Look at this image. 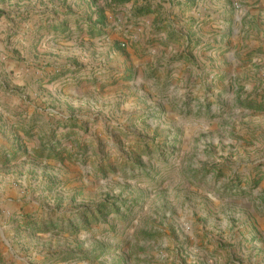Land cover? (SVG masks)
I'll return each mask as SVG.
<instances>
[{
  "label": "rangeland",
  "instance_id": "1",
  "mask_svg": "<svg viewBox=\"0 0 264 264\" xmlns=\"http://www.w3.org/2000/svg\"><path fill=\"white\" fill-rule=\"evenodd\" d=\"M125 1L0 0V264H264V0ZM186 11L199 54L175 32L93 99L88 65L132 53L115 25Z\"/></svg>",
  "mask_w": 264,
  "mask_h": 264
},
{
  "label": "crops",
  "instance_id": "2",
  "mask_svg": "<svg viewBox=\"0 0 264 264\" xmlns=\"http://www.w3.org/2000/svg\"><path fill=\"white\" fill-rule=\"evenodd\" d=\"M190 1L193 3L196 2L198 5V3L203 0H149L144 2L126 0L123 6L125 11L132 10L133 12H135L136 9L147 5L151 7H165L171 10L173 9V11L176 12H182V10L185 11L189 9L188 5L192 4ZM186 12L187 13L183 14V18L176 20L174 23L173 16H176L177 13L176 15L172 14L171 17H169L170 22L165 23L164 25H158V23H149L148 26L145 23H140V25L137 27L133 25H122L121 27L119 24L115 25L117 32L123 30L125 33H127L126 36L131 39L130 45L132 47L129 49V51L132 53L127 55L121 54L120 56H123L121 58L122 61H120V59L116 64H102L101 62L97 64V67L99 66L98 68H93V65H88L86 68L87 71L84 72L79 79L84 80L83 84L88 86L87 90H90L91 94H93V99H97V102L100 104L101 92L110 87L108 84L111 83L113 86L116 85L114 86V88H116L114 91L117 92V94H120L125 90H127V92H131L134 89V75L137 72V69L139 73L140 65L145 64L147 60L161 61L162 55L165 58L167 56L170 58L175 50H177L173 37L175 32H182L185 36L186 44H191L192 46V48H190L192 54H199L202 49H204L203 45L205 42L201 36L204 26L202 23L192 21L194 18L193 13H188V11ZM195 16L196 18L199 17L198 14ZM210 28L211 27H209V29ZM213 33L217 32L212 31V35ZM207 47L209 52H214L216 50L217 44L214 42L213 38L208 40ZM115 56L118 55L115 54ZM160 65H162L161 62ZM57 76H59V74ZM70 80H72V78H69V81ZM101 87H103V89H101ZM67 89L71 91V88ZM96 106H98V104H96ZM100 106L101 105H99V107ZM55 114L58 113L55 112ZM59 116L64 120L67 119V116ZM0 241L2 243L0 247L7 245V239L4 233H0Z\"/></svg>",
  "mask_w": 264,
  "mask_h": 264
}]
</instances>
